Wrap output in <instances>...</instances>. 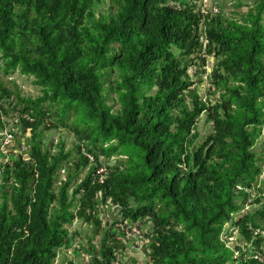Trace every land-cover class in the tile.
I'll list each match as a JSON object with an SVG mask.
<instances>
[{"label":"trees","instance_id":"16d2710c","mask_svg":"<svg viewBox=\"0 0 264 264\" xmlns=\"http://www.w3.org/2000/svg\"><path fill=\"white\" fill-rule=\"evenodd\" d=\"M110 1L112 13L98 12L100 0H0L2 73L42 92L25 97L0 79V131L19 115L16 144L30 157L5 165L0 151V264H57L80 238L76 221L101 236L78 250L89 264H126L122 225L103 228L97 209L109 202L123 221L151 222L150 264H264V198L241 216L238 190L264 172V0L237 4L247 10L234 18L203 17L192 0ZM203 116L213 131L200 143ZM67 125L76 160L63 141L57 153L43 141ZM113 156L126 159L98 185L100 159ZM227 225L239 230L234 248Z\"/></svg>","mask_w":264,"mask_h":264},{"label":"rangeland","instance_id":"374dc122","mask_svg":"<svg viewBox=\"0 0 264 264\" xmlns=\"http://www.w3.org/2000/svg\"><path fill=\"white\" fill-rule=\"evenodd\" d=\"M101 4L98 6V12L99 13H112L115 12L117 10L116 6L114 5V3L110 0H100ZM205 0H201L202 3H204ZM209 3H213L215 0H207ZM219 3H217V5L219 6V9H221V12H225L226 16H229L231 18H234L236 16H234L235 13H240V12H245V9H237L236 5L239 3H243L244 0H218ZM247 3V0L246 2ZM198 7V10H200V5L197 4L196 5ZM204 6H206V4H204ZM211 63L213 64L212 59H210ZM2 60H1V54H0V79H2L6 85V87H9L11 90L14 89L15 86H18V88L20 89V92L22 95H24L25 97H32V98H37L39 96L42 95V92L39 88H36L33 83H32V78L31 79H27L25 77H22L20 75H13L10 77H5L2 73ZM212 70V68H209ZM208 69V71H209ZM194 70L191 69L190 73L191 75H193ZM205 79V84L201 86L202 92L201 95L203 97H205V91H207L210 86L208 85V79L207 77L204 78ZM112 82H114V79H111ZM12 83L11 85L9 84ZM112 98H114V95L112 96ZM112 104V103H111ZM113 105V104H112ZM118 108V107H117ZM55 111L56 109L53 108ZM55 121V120H54ZM56 122V121H55ZM58 129H53L52 131H45L43 133V141L44 143L48 144L49 146H51V143H54L55 147H53V152L57 153L59 151V145L60 143L63 141L65 144V151H72L73 152V158L74 160L77 159L78 157V149L77 146L80 143V139L78 138V136L74 133V131L71 129V126L67 125V127L64 126H58ZM197 131L199 132V134L201 135V139H200V143L203 142V140L209 136L212 131V124H209L206 122V116H203L202 119L199 121L198 126H197ZM29 137L31 136V132L28 135ZM80 137V136H79ZM58 144V145H57ZM256 151L259 153V155H261L263 153L264 155V143L261 141L259 143V145L256 147ZM264 157V156H263ZM11 158V156H10ZM106 161L105 159H101ZM115 162V161H114ZM120 162V161H119ZM119 162H117V164L111 166V167H116ZM88 171V169H87ZM86 171V173H87ZM84 173L82 175V177L85 176ZM262 187L264 189V181L262 183ZM256 209V206L253 208L252 211H254ZM101 217H102V225L103 228L106 227L107 229L109 228H113L115 223L114 222H120L121 218L119 216H117V211L114 208L111 207H103L101 210ZM107 223V225H104L105 223ZM150 221L146 224V225H142V227H140V232L142 235H145L146 233H149L151 231V227H150ZM227 229H229V231H231L232 228H230V225L226 226ZM70 229V233L72 235H78L80 234V238L77 239V243L70 249H64L62 251H60V259L58 260L57 264H89L90 263V257L92 255H87V254H81L80 251H78L80 248L85 247V249H87L89 252H92L93 248L91 245H89V239L90 238H94V245H99L101 236L100 235H95V229H94V224H89L86 225L85 223L76 221L75 224L69 228ZM113 230L115 232H117L115 230V228H113ZM239 234L238 232L234 233V238L236 240H238L237 235ZM228 236L225 235V239ZM231 238V237H230ZM234 238H232V240H230L229 244L231 247H235L236 244H232L234 241ZM123 245L126 248V251L122 250L121 255H124V259H126L128 261V259H134V264H150L148 262V258L147 256L144 254V250H145V239L139 238V239H133L131 238V240H126L125 238H123ZM142 242V244L140 243ZM138 243V246H137ZM139 247V248H137ZM78 251V252H77Z\"/></svg>","mask_w":264,"mask_h":264},{"label":"built area","instance_id":"2783aa9c","mask_svg":"<svg viewBox=\"0 0 264 264\" xmlns=\"http://www.w3.org/2000/svg\"><path fill=\"white\" fill-rule=\"evenodd\" d=\"M230 1H233V0H230ZM192 3H194L195 5H197V4L200 5L199 12L203 17H207L209 15L215 16V15H219L221 13V9H219V6L217 5V3H219L218 0H215L213 3H209L207 0H205L204 3H202L201 0H192ZM204 4H206V6H204ZM197 10H198V8H197ZM17 116L19 117V115H17ZM18 117L15 120H11L10 125L6 126V128L3 131H0V151L2 153L1 161L5 165H11L12 164L11 161L13 160V158H15V156L17 154L23 155V157L25 158V161L30 162V157H29L27 150L25 148L19 149V147L16 144L17 130H16L15 125H17L19 123ZM26 119L31 123L33 122V120L30 117H26ZM30 132L31 131L28 132V135L30 134ZM28 135H27V139L31 138L32 133H31L30 137ZM19 138H20V140L25 142V139H22V137L18 136V139ZM51 144L53 145V147H55L54 143H51ZM52 145H51V147H52ZM78 145H80V143ZM80 147L83 148V150H82L83 155L85 157H87L91 161L92 164H94V162H95L94 157L85 151L83 144H81ZM10 156H11V158H10ZM102 158L105 159L104 157H102ZM125 159H126L125 157L113 156L109 160H107V159H105L106 161L101 160V165L95 169V174H94L95 175V177H94L95 182L98 185H101V186L104 185L106 183L107 177L109 175L110 167L117 164V162L125 160ZM70 165H71V163H70ZM67 175H68V166L64 165L58 174V182H57L58 185H61V183L66 181ZM263 181H264V172H263L262 176L260 177L258 184L256 186H254L252 189H243L241 187H238L239 191L246 192V194L248 196L247 203L245 205V208L241 212V216L252 211V208L255 205V201L258 198H261V197L264 198V193H263L264 189L262 187ZM99 196H100V198L98 200H101V197H102L101 194H99ZM103 207L114 208L117 211V216H119L121 218L120 222H114L115 225H117V224L122 225L121 227L116 226L117 230L121 231V236L118 239V241L120 243H123V241H124L123 238H125L126 240H129V241L131 240V238H133V239L142 238L143 239L144 235H142L140 232V227H141L140 223L134 224V223H131L129 221H123L122 220L123 217H122V213H121V211H122L121 206L114 205L111 202H109L105 206L101 205L100 207H97L101 220H102L101 210ZM104 225H107V223H105ZM115 225H114V227H115ZM238 231L239 230L231 229L232 233H235ZM255 234L256 235L262 234L264 236V231L256 230ZM228 237L229 236L226 237V240L228 239ZM232 238H234V235L231 236V238H229L228 245L231 244L230 240H232ZM224 239H225V237H224ZM233 241L234 242L232 244H234V243L237 244V240L235 238ZM140 243L142 244V242H140ZM137 246H138V243H137ZM250 246L252 247V244ZM137 248H139V247H137ZM240 256H241L240 253L235 254V258H239ZM260 258H261V254H257V256L255 257L256 260H258ZM124 260L126 263L127 260L126 259H124Z\"/></svg>","mask_w":264,"mask_h":264},{"label":"crops","instance_id":"0c3cea01","mask_svg":"<svg viewBox=\"0 0 264 264\" xmlns=\"http://www.w3.org/2000/svg\"><path fill=\"white\" fill-rule=\"evenodd\" d=\"M123 261L125 262V260H123ZM133 261H134V259H132V258L131 259H128V261L126 262V264H134Z\"/></svg>","mask_w":264,"mask_h":264},{"label":"water","instance_id":"95a60500","mask_svg":"<svg viewBox=\"0 0 264 264\" xmlns=\"http://www.w3.org/2000/svg\"><path fill=\"white\" fill-rule=\"evenodd\" d=\"M204 41V40H203ZM212 61L214 62V59L212 58ZM212 70L211 69H209V72H211ZM19 141H20V138L18 139Z\"/></svg>","mask_w":264,"mask_h":264},{"label":"clouds","instance_id":"9594fccd","mask_svg":"<svg viewBox=\"0 0 264 264\" xmlns=\"http://www.w3.org/2000/svg\"><path fill=\"white\" fill-rule=\"evenodd\" d=\"M198 8V7H197ZM203 40H204V38H203ZM59 174V173H58Z\"/></svg>","mask_w":264,"mask_h":264}]
</instances>
